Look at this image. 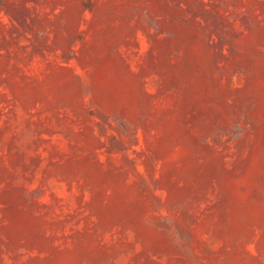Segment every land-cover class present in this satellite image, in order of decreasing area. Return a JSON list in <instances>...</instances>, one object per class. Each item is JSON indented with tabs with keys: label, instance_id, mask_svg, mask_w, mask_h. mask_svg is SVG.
<instances>
[{
	"label": "rangeland",
	"instance_id": "obj_1",
	"mask_svg": "<svg viewBox=\"0 0 264 264\" xmlns=\"http://www.w3.org/2000/svg\"><path fill=\"white\" fill-rule=\"evenodd\" d=\"M0 264H264V0H0Z\"/></svg>",
	"mask_w": 264,
	"mask_h": 264
}]
</instances>
